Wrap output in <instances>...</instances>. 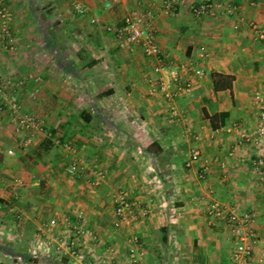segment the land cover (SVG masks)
Returning a JSON list of instances; mask_svg holds the SVG:
<instances>
[{"label":"crops","instance_id":"obj_1","mask_svg":"<svg viewBox=\"0 0 264 264\" xmlns=\"http://www.w3.org/2000/svg\"><path fill=\"white\" fill-rule=\"evenodd\" d=\"M82 1L85 16L69 0H0L12 15L14 47L0 43V86L52 134L23 146L8 108L0 112V264H76L40 251L39 229L52 221L56 238L80 226V249L97 263L135 264L134 248L137 264H232L231 213L256 215L259 240L249 264H262L259 151L241 136L259 138L254 96L264 89V42L250 24L264 30V0H196L237 7L235 17L201 20L183 6L163 15L162 0ZM144 9L155 15L161 62L192 85L171 104L152 84L157 59L120 49L107 30ZM193 150L199 162L188 169ZM74 159L88 167L82 179L65 172ZM91 169L105 173L99 187L91 185ZM120 191L134 216L117 229L113 196ZM213 202L223 218L209 219Z\"/></svg>","mask_w":264,"mask_h":264},{"label":"built area","instance_id":"obj_2","mask_svg":"<svg viewBox=\"0 0 264 264\" xmlns=\"http://www.w3.org/2000/svg\"><path fill=\"white\" fill-rule=\"evenodd\" d=\"M70 5L78 16H85L87 9L85 8L82 0H69ZM117 0H110L108 7H112ZM183 6L187 9L190 16L194 19H215L218 17H235L237 16V7L233 5H227L224 3H215L212 1H203L197 3L196 0H162L161 11L165 16H176L178 9ZM12 15L9 9L0 4V43L1 47L6 50H14L13 38L10 31V21ZM155 15L152 10L144 9L141 11L134 10L129 12L123 18V26L120 29L108 28V32L115 39L118 47L126 52H133L139 48L142 50L146 57H152L157 59L156 65L153 69L155 79L152 82L153 87L164 97H167L170 104L173 100L178 99L181 95H185L191 92L192 85L189 82L184 83L179 73L170 67H166L160 60V51L155 43L156 28L154 25ZM92 25L96 24L95 19L90 20ZM250 27L254 33V39L264 42V30L257 24L251 23ZM195 75L200 76V71H195ZM23 81L18 85L22 86ZM254 103L257 107L259 114V123L257 126V134L259 138L251 140L249 137L242 135L241 138L250 143H255L259 154L254 161V168L257 171V178L264 188V89L257 92L254 96ZM8 108L10 113V120L14 126L15 132L23 137V146H28L36 135H43L46 138L51 137V132L46 128L44 120L41 118L26 113L23 111V106L12 97L5 85L0 86V112L3 108ZM171 114L177 116L176 109L172 106L170 108ZM55 144L61 145L60 141H55ZM68 150H72L71 147H66ZM12 154L11 151L8 152ZM199 151L193 150L189 159L186 162V168L192 169L194 165L199 162ZM88 167L85 163L78 160H72L69 166L66 167V174L74 179H82ZM92 180L91 185L99 187L105 179V173L99 169H91ZM200 178L205 177V173L202 172ZM114 213L116 221L114 223L117 229L123 225H129L130 219L134 216L133 208L134 204L131 202L127 192L120 191L113 196ZM7 212L16 221H22V214L14 207L13 204H9ZM208 217L210 220H218L225 215L224 208L217 202H213L207 209ZM145 215V214H144ZM82 217L79 216L78 220ZM257 217L255 214H237L231 213L227 217V224L230 234L235 243V248L231 256L232 264H249L253 251L258 244V233L256 228ZM55 227L54 221L49 224H42L39 229V242L42 252L46 255H51L58 259L68 257L73 259L76 264H112L110 262L97 263L93 260L87 259L86 255L81 251L79 240L77 238L84 232L80 226L74 227L71 231L66 229L59 237L52 236V228ZM130 243L136 245L138 240L132 238ZM129 257L131 261L137 264L135 258L136 250L134 248L129 249ZM49 255V256H50ZM260 263H264L261 259Z\"/></svg>","mask_w":264,"mask_h":264},{"label":"trees","instance_id":"obj_3","mask_svg":"<svg viewBox=\"0 0 264 264\" xmlns=\"http://www.w3.org/2000/svg\"><path fill=\"white\" fill-rule=\"evenodd\" d=\"M214 76H215V75H214ZM214 88H217V87L214 85ZM211 121H213V118L211 119ZM45 143H49V141H46ZM54 259H55V258H54ZM61 260H63V259H61ZM29 261H34L35 263L38 262L37 259H34V258H32L31 256L29 257Z\"/></svg>","mask_w":264,"mask_h":264},{"label":"rangeland","instance_id":"obj_4","mask_svg":"<svg viewBox=\"0 0 264 264\" xmlns=\"http://www.w3.org/2000/svg\"><path fill=\"white\" fill-rule=\"evenodd\" d=\"M42 252V251H41ZM43 253V256L45 255V253L44 252H42ZM50 255V254H49ZM41 256H42V254H41ZM50 257H52L51 255H50Z\"/></svg>","mask_w":264,"mask_h":264}]
</instances>
